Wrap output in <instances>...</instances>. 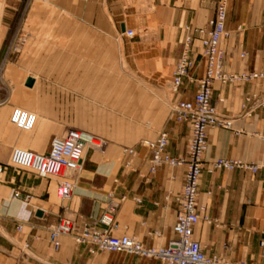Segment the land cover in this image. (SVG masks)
I'll return each mask as SVG.
<instances>
[{
	"label": "crops",
	"instance_id": "obj_1",
	"mask_svg": "<svg viewBox=\"0 0 264 264\" xmlns=\"http://www.w3.org/2000/svg\"><path fill=\"white\" fill-rule=\"evenodd\" d=\"M42 1L53 8H33L28 19L30 32L41 34L28 48L39 51L20 54L9 62L7 78H0V88L5 90H0V165L8 162L14 147L47 152L51 139L69 128L86 132L94 149H87L73 195L64 202L56 198L55 178H39L10 166L0 172V264H154L137 254L93 253L89 245L77 244L71 236H62L59 248L53 249L49 228L63 213L90 220L99 217L111 195L119 202L114 234L135 235L147 246L166 245L175 237L173 225L186 165H163L150 173V151L142 140L167 131L169 154L188 157L191 126L177 121L171 107L169 111L160 107L159 97L165 96V91L161 95L159 90L145 86L138 93L143 104L150 101L143 110L145 121L127 136V121H120L112 113L126 112L127 100L118 101V109L105 110L108 94L98 90L96 81L102 78L97 77L96 66L117 71L123 52L126 62L136 65L145 79L155 82L167 70L171 80L189 32L187 26L209 27L216 0H153L160 24L153 25L149 36L134 39L123 32L136 29L137 23L150 16L131 17L136 10L128 3L133 0ZM127 6L131 8L129 15ZM5 11L3 6L1 17ZM226 27L228 33L221 40L225 70L235 74L264 72V0H231ZM51 34H55L54 41ZM119 36L123 48L113 42H119ZM49 48L58 51L49 54ZM193 48L198 53L202 50L198 34ZM81 63L87 65L84 73L79 71ZM203 73L202 65L184 78L178 91L168 86L172 101L191 99ZM29 77L34 78L32 86L26 85ZM253 95L264 99L263 79L213 83V103L220 114L232 119V126L208 129L198 204L204 206L202 215L209 220L198 222L194 238L208 255L261 264L264 105L248 103L247 97ZM15 106L37 114L34 129L18 131L11 125ZM104 121L107 123L103 125ZM97 135L108 141L103 150L101 142L92 137ZM126 148H134L135 152L128 154ZM218 157L242 159L259 165V169L209 172L208 162ZM16 188L33 193L34 198L30 202L13 198ZM19 224H23L21 230Z\"/></svg>",
	"mask_w": 264,
	"mask_h": 264
},
{
	"label": "built area",
	"instance_id": "obj_2",
	"mask_svg": "<svg viewBox=\"0 0 264 264\" xmlns=\"http://www.w3.org/2000/svg\"><path fill=\"white\" fill-rule=\"evenodd\" d=\"M231 0H216L214 17L209 27L192 28L187 26L188 35L183 43L181 57L173 71L170 86L178 91L185 77H190L199 66H204V73L198 79L199 87L191 99H179L172 102L171 115L179 122L191 126L188 157H174L167 147L170 137L167 131H161L154 138L142 140V144L150 151V173H154L163 165H186L185 181L178 195L179 206L176 210L173 232L166 245L147 246L137 236L128 233L114 234L118 227L115 219L119 202L111 199L107 202L103 213L94 219H87L74 214H61L57 222L50 225L49 239L53 249L60 246L62 236H71L77 244L89 245L95 253L98 250L109 252H125L137 254L151 259L154 264H251L242 260H225L218 255H208L200 241L194 238L195 226L203 216L204 206L198 204L199 180L203 171V154L208 148V129L211 127L231 128L232 119L220 114L213 103V83L223 85L236 81L263 79L264 72L235 74L225 70V50L221 47L223 36L227 35V19ZM123 34L130 39L140 35L133 28H127ZM201 36L202 50L198 53L193 48L195 35ZM246 101H254L264 105V99L257 95L247 97ZM2 102L0 101V104ZM11 122L20 129L32 130L37 124L34 111L15 106L12 110ZM89 135L77 128H69L64 134L51 139L47 152L40 153L28 148L14 147L7 163L0 165V172L7 166L32 173L36 177L56 179V193L61 202L69 200L76 186V179L84 167L87 149H94ZM95 137V136H92ZM96 139V138H95ZM103 150L107 143L99 139ZM128 154L134 148H126ZM249 169L256 172L259 165L242 159L218 157L208 162L207 170ZM68 171H74L69 175ZM13 198L30 202L34 195L29 191L16 188ZM140 201V199H139ZM19 230L23 224L17 226ZM264 264V234L260 241ZM28 247V244H25ZM27 255V254H26Z\"/></svg>",
	"mask_w": 264,
	"mask_h": 264
},
{
	"label": "rangeland",
	"instance_id": "obj_3",
	"mask_svg": "<svg viewBox=\"0 0 264 264\" xmlns=\"http://www.w3.org/2000/svg\"><path fill=\"white\" fill-rule=\"evenodd\" d=\"M5 5L0 0V78L1 76H5L7 78L6 69L9 62L14 61L20 54L23 55L29 53V51H39L38 50H31L30 45L32 41L38 40L41 34L30 32L28 28L29 24V13L33 8L37 9H48L53 8L49 4L43 2L42 0H4ZM131 3V4H130ZM131 8L135 9L136 12H132L135 14L131 17H144L150 16L149 19L143 20L137 23L135 26L136 30L140 32V35L143 37H147L151 34L153 30V25L160 24L159 19L155 17V5L153 0H133L128 3ZM6 9L5 13L2 10ZM128 6L125 9L126 13L129 15L130 9ZM129 18V16H125ZM48 20L55 21L56 17H47ZM44 18V19H47ZM41 19V18H40ZM38 24V23H37ZM34 23V25H37ZM149 24L150 26L146 29L145 25ZM134 27V26H133ZM51 41H54L55 34H51ZM38 38V39H37ZM120 40L117 42L113 39V42L116 45H119L123 48L124 42L122 38L119 36ZM49 44V43H47ZM34 46V45H33ZM50 54V51L55 52L56 49L47 50ZM58 51V50H57ZM56 51V52H57ZM119 57V54H117ZM122 63H117L118 70H110L109 66H96V75L98 78H102L101 80L98 79L96 81L98 90H102L103 93H107L108 97L105 96L106 99V109L105 110H112V108L118 109L119 105L117 104L120 100H127V111L122 113L112 112L115 116L117 115L120 118V121H127V136H132L136 126H140L145 120L143 110L149 104L146 101L144 104L140 101V97L138 93L141 91V88L147 86L151 90H159L161 95H163L162 91H165L166 95L159 97V105L162 108L164 106L167 111H169L172 105V94H170V76L165 70L163 73L160 74L159 78L156 79L155 82L145 79V75L137 69V66L132 65L126 62V58L124 53L122 52ZM62 61V59H60ZM60 61V62H61ZM62 65H59L60 68ZM5 69V70H4ZM61 70V69H60ZM87 70V65L81 63L79 65L80 73H84ZM1 83V82H0ZM145 89V88H144ZM2 92L5 90L0 88ZM125 93L126 96L123 94ZM167 96V97H166ZM82 98V97H81ZM151 108V107H150ZM156 108V107H154ZM149 113V112H148ZM119 121V122H120ZM123 122V123H124ZM107 121L103 122V125L106 124ZM121 123V124H123ZM96 123L97 126H99ZM11 125L18 131H24L11 123ZM99 133V132H98ZM100 135V134H99ZM148 136L144 137L146 139ZM154 137V136H153ZM150 137V138H153ZM96 140L103 139L108 143L105 138L100 136H95ZM59 201L60 199L58 196L56 197Z\"/></svg>",
	"mask_w": 264,
	"mask_h": 264
},
{
	"label": "water",
	"instance_id": "obj_4",
	"mask_svg": "<svg viewBox=\"0 0 264 264\" xmlns=\"http://www.w3.org/2000/svg\"><path fill=\"white\" fill-rule=\"evenodd\" d=\"M33 83H34V78H32V77H29V78L27 79V81H26V85H27V86H32ZM39 213H41V212H39Z\"/></svg>",
	"mask_w": 264,
	"mask_h": 264
},
{
	"label": "bare ground",
	"instance_id": "obj_5",
	"mask_svg": "<svg viewBox=\"0 0 264 264\" xmlns=\"http://www.w3.org/2000/svg\"><path fill=\"white\" fill-rule=\"evenodd\" d=\"M88 138H89V137H88ZM82 171H83V169L79 172V175L82 173ZM68 174H69V175H74L75 172H74V171H68Z\"/></svg>",
	"mask_w": 264,
	"mask_h": 264
}]
</instances>
